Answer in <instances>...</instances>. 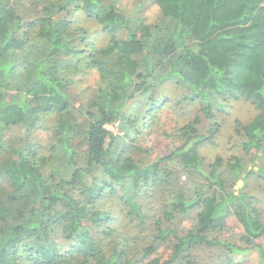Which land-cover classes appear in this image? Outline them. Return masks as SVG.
<instances>
[{"label": "trees", "instance_id": "1", "mask_svg": "<svg viewBox=\"0 0 264 264\" xmlns=\"http://www.w3.org/2000/svg\"><path fill=\"white\" fill-rule=\"evenodd\" d=\"M148 2L156 21L133 20L117 0H0V264H200V248L218 251L213 264H252L253 252L264 264L263 211L237 187L245 172L264 177V0ZM78 14L108 42L81 48ZM85 67L100 80L75 106ZM167 81L199 113L178 129L182 143L153 160L137 137ZM234 99L258 109L236 120L243 152L262 153L257 171L243 155L205 163L201 153L219 123L204 132L200 123ZM116 122L121 131L108 128ZM16 126L22 136H8ZM46 128L47 145L35 139ZM112 201L134 232L113 225L102 207ZM231 218L238 241L220 237ZM177 220L190 226L181 232ZM165 244L169 256L155 255Z\"/></svg>", "mask_w": 264, "mask_h": 264}, {"label": "rangeland", "instance_id": "2", "mask_svg": "<svg viewBox=\"0 0 264 264\" xmlns=\"http://www.w3.org/2000/svg\"><path fill=\"white\" fill-rule=\"evenodd\" d=\"M118 6L128 11V15L137 20L140 17L148 22L156 21L158 12L153 2L145 4V0H117ZM76 21L77 25L87 31V41L79 44L81 48L87 46L98 48L108 42L109 36L100 31V25L95 19H90L84 14L71 16ZM88 51V50H87ZM158 56V54H156ZM77 83L72 87V95L76 99L75 106H79L82 100L86 97L87 92L85 87H95L99 83V75L96 69L83 68L82 74L76 77ZM186 89L179 87L173 81L164 82L159 86L158 93L160 95V107L157 110L155 117L149 127L141 129L137 139L143 147L150 150V158L156 159L159 156L168 154L174 147L182 143V139L178 136V129L184 124L190 122L197 113H199L198 104H191L184 99ZM139 106H135L134 110ZM258 113V109L250 101L244 99L230 100L225 110L216 114L212 120L204 119L200 123L199 128L202 132L206 131L210 125L219 123V130L214 136L213 140L206 143L201 148V153L204 157L205 163H210L217 155L229 157L233 154L243 155L248 164V171H257V168L262 164V153L251 152L244 153L241 147L242 137L236 129V120L247 123ZM108 128L114 132L121 131L118 122L108 125ZM23 127L16 126L7 132V135L22 136ZM35 139L41 140L45 145L48 144L51 136V129L46 128L36 132ZM185 179V175H182ZM191 182L197 181L195 176L188 178ZM189 184V183H188ZM243 187L248 190L255 197H257L258 205L261 207L264 216V177L258 174L245 172L238 180L237 187ZM104 209L115 214L116 220L113 225L119 230L134 232L135 224L129 221L121 210V205L118 201L107 202L102 206ZM175 226L183 232L186 227L190 226V222L185 220H177ZM129 228L133 229L130 230ZM136 229V228H135ZM241 229L235 219L231 218L228 222L227 228L220 233L221 238L230 239L231 241H238ZM128 235L133 238L131 233ZM134 239V238H133ZM264 242V238H263ZM172 249L165 245L159 246L155 255L162 258H167ZM218 251L209 249H199L196 252L197 260L200 264H213L217 258ZM249 258L252 264H256V253H251Z\"/></svg>", "mask_w": 264, "mask_h": 264}]
</instances>
